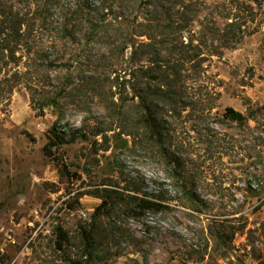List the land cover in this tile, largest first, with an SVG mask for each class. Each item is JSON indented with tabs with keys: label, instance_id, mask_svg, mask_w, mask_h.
Listing matches in <instances>:
<instances>
[{
	"label": "trees",
	"instance_id": "16d2710c",
	"mask_svg": "<svg viewBox=\"0 0 264 264\" xmlns=\"http://www.w3.org/2000/svg\"><path fill=\"white\" fill-rule=\"evenodd\" d=\"M196 1L0 0V61L15 64L11 79L25 85L37 113L49 106L83 109L91 98L103 108L94 122L84 115L69 139L55 121L44 146L48 155L78 137L93 136L99 150L116 139L119 148L162 165L174 200L192 209L206 204L200 183L225 156L242 162L247 190L254 183L261 188L264 103L248 98L246 112L230 105L220 111V91L205 67L209 56L236 48L251 32L246 25L254 6L238 0L223 25L212 17L197 31ZM120 202L139 213L171 206L162 197L105 189L96 210L111 211ZM233 234L219 236L225 241Z\"/></svg>",
	"mask_w": 264,
	"mask_h": 264
},
{
	"label": "rangeland",
	"instance_id": "374dc122",
	"mask_svg": "<svg viewBox=\"0 0 264 264\" xmlns=\"http://www.w3.org/2000/svg\"><path fill=\"white\" fill-rule=\"evenodd\" d=\"M236 1L197 0L193 28L198 31L212 17L223 25ZM250 1L255 14L246 29L251 32L236 48L205 62L207 76L220 91V111L230 105L246 112L248 98L264 103V0ZM3 61L0 264H264V163L262 186L254 183L250 191L239 177L242 162L225 156L216 173L200 183L206 204L192 209L174 200L162 165L119 148L116 139L108 150H99L93 136L78 137L53 147L50 156L44 146L55 121L69 139L84 115L94 122L103 108L91 98L83 109L63 105L61 112L49 106L39 115L25 85L11 79L15 64ZM105 189L162 197L171 206L139 213L120 202L111 211H97ZM233 231L231 239L219 236Z\"/></svg>",
	"mask_w": 264,
	"mask_h": 264
}]
</instances>
